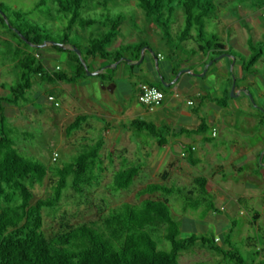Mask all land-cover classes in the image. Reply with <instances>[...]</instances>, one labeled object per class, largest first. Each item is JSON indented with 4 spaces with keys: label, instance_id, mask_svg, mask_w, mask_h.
<instances>
[{
    "label": "trees",
    "instance_id": "1",
    "mask_svg": "<svg viewBox=\"0 0 264 264\" xmlns=\"http://www.w3.org/2000/svg\"><path fill=\"white\" fill-rule=\"evenodd\" d=\"M47 1L49 0H39L34 9L27 10L0 4V22L19 40L11 57L17 74L16 81L2 83L1 86L8 93L0 95V264H182L180 258L183 252H190L197 246L220 256L217 264H245V259L238 251L225 247L228 241L224 240L221 244L216 237L208 238L195 234L181 236L180 224L173 218L169 206L170 196L182 193V189L177 185L151 182L137 192L136 202H123L112 206L106 198H101L100 202L95 203L94 190L101 186L104 177L95 174L103 140L95 142L94 147L80 153L76 162L62 167L47 166L40 159L24 157L19 153L6 107L29 101L28 91L34 85L33 78L36 76L43 81L55 83L65 80L75 82L86 74L81 61L78 70L71 76L60 68L50 72L39 59L41 45L51 42V38L46 36L40 25L31 21L29 16L33 10L46 5ZM52 1L58 18L66 22L63 39L59 41L63 47H60L59 43L51 45L57 52L67 51L71 53L72 58H76L78 54L71 49L75 47L81 51L82 56H100L104 60L112 58L109 44L120 35L124 13L113 14L109 6L119 0H97L99 7L106 11L101 13L99 22L95 21V18L81 17L83 9L87 8L88 0ZM137 1L147 19L158 23L167 31L168 36L175 12L182 9L185 26L179 33V41H191L197 45L191 49L192 55L212 52L215 62L223 55L238 57L243 61L245 71H251L264 55L263 44L252 39L248 42V56L227 48L224 42L218 40V35L213 37L215 41L205 39L207 21L212 20V11L217 7L214 0ZM251 4L255 7L258 5L255 1ZM262 8L258 6L257 10ZM96 23L102 26L103 33L100 36H92L87 48L82 49L74 42L71 43L68 32L74 27L85 29ZM172 38L165 37L167 45L172 43ZM142 47V44H137L133 48L121 49L132 52L130 58L133 61L139 60ZM174 54L176 51L172 55ZM122 57L123 53L118 51L114 62L123 61ZM181 70V67L175 69L173 77ZM103 74L100 76H104ZM162 78L166 81L165 77ZM161 84L164 86L162 82ZM165 88L164 86V89L160 90L164 92ZM52 103L59 106L56 100ZM84 120L83 115L77 116L67 126V134H71ZM132 124L141 131L151 130L150 134L158 138V146L165 145L163 129H154V125L150 126L146 122L143 124L137 120ZM193 132L206 133L205 122ZM185 157L190 159L191 164L196 162V159L190 156ZM57 158L54 154L53 161ZM141 168V163L121 165L114 173L113 184L108 189L110 193L117 195L129 191L140 177ZM106 170L107 168L101 170V174ZM47 179L52 180L50 191L44 197H38L35 189ZM194 181L195 186L185 192L187 201L194 195H211L207 191L205 177H197ZM144 196L147 197L143 198ZM67 199L73 201L77 207H95V218L71 223L66 208L69 204ZM189 208L198 211L200 204ZM184 209L188 210V207ZM211 212H220L214 203H210L204 210L205 215ZM46 217H52V221H56L55 229L46 230ZM260 263L264 264V259Z\"/></svg>",
    "mask_w": 264,
    "mask_h": 264
},
{
    "label": "rangeland",
    "instance_id": "2",
    "mask_svg": "<svg viewBox=\"0 0 264 264\" xmlns=\"http://www.w3.org/2000/svg\"><path fill=\"white\" fill-rule=\"evenodd\" d=\"M214 1L217 7L212 11V20L207 21L206 40L215 41L213 37L218 35V40L227 44V39L230 37L227 33V28L230 27V33L233 34L232 32L235 29L234 21L240 18L242 11H257V7L262 6L263 8L259 10V14L248 19L243 16L240 22L241 26H245L247 29H254L251 32V36H253L255 42L263 44L262 49L264 50V0ZM253 1L258 4L256 7L251 4ZM38 2L39 0H0V4L21 10L34 9ZM97 3V0H88L87 8L83 9L81 17L95 18V21L99 22L102 16L101 13L106 11L100 8ZM138 4L137 0H119L109 6L113 14L124 13V20L121 25L120 35L109 44L112 58L105 60V64L102 63L104 59L100 56L94 58L85 54L84 56L80 55L78 51H75L77 48L71 49L79 57L72 58L70 52H57L51 46V43H43L46 45L41 48L39 59L42 60L50 72L60 68L72 76L75 70H78L79 61H81L86 74L75 82L65 80L55 83L43 81L39 76H36L33 78L34 85L28 91L29 101L20 105H8L6 107V114L11 127H13L12 134L20 151L19 153L24 157L40 159L47 166L62 167L68 163L76 162L80 153L94 147L95 142L103 140L104 144L99 152V158L97 159L99 165L96 167L95 174L103 175L104 177L102 178L101 186L94 190L95 203L100 202L101 198H106L112 206L123 202H136L137 192L151 182L177 185L182 189V193L171 195L169 206L172 209L173 218L180 224L182 237L195 234L208 238L216 237L221 244H223L224 240L228 241L225 247L231 248L235 252L238 251L245 259V264H259L264 259V220L255 225L251 219L252 213H254L251 209L244 214H240V210H235L233 219H228L224 212H213L210 215H205L204 210L210 203L215 205L219 203L213 194L205 196L194 195L188 201L185 199V192L195 186V178L201 177L205 173L202 171L201 166L184 172L188 175H183L184 179L181 180L178 178L181 177L180 175L173 173V164H171L169 157L172 156L174 158V155L166 156L164 163L160 162L157 164L156 161H158L163 152L157 150V153H154V144L158 138L150 134L151 130L142 129L143 131H141L137 129L135 124H132L134 119L141 121L143 124L146 122L150 126L156 123L152 119L153 115L148 116L150 114L139 113L140 110L145 113L146 111L144 110L149 108L139 101L137 89V83L139 82L150 83V85L158 89H164L160 82L161 80L159 81L157 78L154 79L147 75L144 70L148 61L152 63L150 58L154 57L153 54L157 53L159 55L160 53L167 63H178L181 58L191 57V49L194 48V43L191 41L184 43L179 41V33L185 26V15L182 9H178L175 12L173 23L170 25V36H168L167 31L161 28L158 23L147 19ZM33 11L29 19L38 23L46 36L51 38L52 42L61 44L59 41L63 39L66 22L64 19L60 20L56 15L54 2L49 0L46 5ZM102 33L103 28L99 23L85 29L76 26L68 32L71 43L74 42L82 49L89 46L92 36H100ZM194 33L197 32L194 31ZM165 37L166 39L173 37L170 45H167ZM17 44H19L18 38L0 22V95L8 93L1 86L2 83H13L16 81L17 74L11 57L14 52V46ZM137 44L143 45L140 58L145 56L146 53V57H143L139 64L132 65L130 61L124 60L114 62L118 51L123 53L122 58L131 59L132 52L123 51L121 48H133ZM202 44H205V42H202ZM67 48L70 49V47ZM175 51L176 54L172 55ZM238 53L244 55L241 51H238ZM215 57L217 58L218 56ZM219 57L221 58L222 56ZM263 57L264 55L261 59ZM213 58L214 55L211 54L208 64L214 62ZM164 65H166L165 62L163 63L160 60V68ZM107 66L109 68L104 70ZM255 68H257V72L264 75L263 65L257 66L255 64L252 71ZM100 70H103L104 76H100L101 73L97 75L88 74L89 72ZM191 79L197 81L196 84L198 85H203L205 81L203 78L189 74H185L179 80L184 84H188ZM111 85L112 87L116 85L113 90H111ZM192 87L194 88L195 86L193 85ZM193 88L185 89V86L182 85L180 91L187 98H192L196 106H198L200 97L196 95V89ZM171 90L172 88L170 87L165 88V96L166 92L170 94ZM49 94L55 97L59 106H55L48 101ZM177 100L180 99L175 101L177 102ZM179 105L181 106V103H178L176 108ZM122 111L124 112L123 114H121ZM79 115H83L85 120L71 134H67V126ZM158 115L162 119L160 120L161 126H155L154 129L162 130L163 128L160 127L165 125L174 127L177 123L173 116V108L168 107L164 111L159 112ZM207 135H210V132ZM219 135L215 138L217 144L222 141H219ZM198 142L200 145L203 143L200 140ZM114 152L116 153L113 155ZM54 154L58 156L56 161H53ZM112 158L114 159L113 164ZM124 163L126 165L141 163L140 177L137 178L136 183L129 191L113 195L108 189L113 184L115 171ZM105 168L107 170L104 174H101V170L104 171ZM258 178L261 180L259 176ZM51 184L52 180L47 179L43 185H37L35 189L36 195L44 197L50 191ZM145 197L147 196L143 198ZM67 200L69 204L66 208L69 212L68 216L71 223H81L95 218V207L85 205L77 207L73 201ZM247 203H249V207L253 206L254 209L256 208L264 213L262 211L264 204L259 195L255 196L251 201L248 200ZM199 204L200 208L198 211L189 208ZM218 206L219 208L222 207L220 203ZM185 207H188V210H185ZM45 221L47 231L57 227V223L52 221V217H46ZM247 221L250 222L249 225H247ZM220 259L221 257L215 253L197 246L190 252H183L180 261L182 264H217Z\"/></svg>",
    "mask_w": 264,
    "mask_h": 264
},
{
    "label": "crops",
    "instance_id": "3",
    "mask_svg": "<svg viewBox=\"0 0 264 264\" xmlns=\"http://www.w3.org/2000/svg\"><path fill=\"white\" fill-rule=\"evenodd\" d=\"M259 13L258 10L242 11L240 18L234 21L233 34L230 33V27L227 28L230 36L227 39V48L241 51L246 56L250 54L248 42L251 39L255 41L251 36L254 29L241 26L240 20L243 16L248 19ZM194 48H196L195 44ZM156 54L154 53V57L150 58L152 63L148 61L146 68L143 69L147 75L159 81L161 77L166 78V81L164 80L166 83L172 81L174 70L178 67L182 70L191 69L193 73L198 74L206 70L203 76L183 72L179 78H183L185 74L200 77L205 80L203 85L196 84L197 81L193 79L188 84L179 80L170 87L172 88L170 94L166 92L165 100L159 106L148 107V110H144L145 113L140 110L141 114L153 115L152 119L156 122L153 124L159 127L162 119L158 113L168 107L174 109L173 116L177 120L176 125L160 127L164 130L162 132L165 134V145L159 147L158 140L154 144V153H157V150L163 151L156 161L157 164L164 163L166 156L174 155V158L168 157L173 164V173L180 175L181 177L178 178L181 180L184 179L183 175H188L184 172L201 166L202 171L205 172L202 177L207 179L206 188L222 206L219 208V203H216L220 212H224L228 219H233L235 210H240V214H244L251 209L254 211L251 219L255 225L259 224L264 220V213L254 209L253 206L249 207L247 202L259 195L264 204V75L257 72V68L255 72L243 70V61L229 55L222 56L216 62L208 64L212 52H199L189 58L179 59L178 63H167L163 55L159 53L156 56ZM155 58L158 65H155ZM158 58L166 64L162 68H160ZM138 61L133 60L130 63L136 65ZM102 63L105 64V60ZM256 64L264 66V57ZM108 68L107 66L104 70ZM102 72L103 70H100L99 74ZM142 83L145 82L137 83L138 94ZM182 85L185 89L195 86L193 89H196V95L200 97L198 106L192 98H187L182 94L180 91ZM115 86L111 85V90ZM233 86L237 94L234 97L231 96ZM176 99L180 100L176 102ZM190 101L192 104H189ZM178 103H181V106L176 108ZM123 113L122 111L121 114ZM204 122L207 127L206 133L193 132ZM208 132L210 135H207ZM218 134H220L219 141L222 140L219 144L215 140ZM198 140L203 143L200 145ZM185 156L196 159V162L191 164L190 159ZM262 211H264V205ZM249 223L247 221V225Z\"/></svg>",
    "mask_w": 264,
    "mask_h": 264
},
{
    "label": "built area",
    "instance_id": "4",
    "mask_svg": "<svg viewBox=\"0 0 264 264\" xmlns=\"http://www.w3.org/2000/svg\"><path fill=\"white\" fill-rule=\"evenodd\" d=\"M164 98L165 93L157 87L145 83L140 85L138 99L142 104L147 105L149 108L159 106ZM54 100L55 98L53 96L48 97V101L54 102ZM55 104L58 105V103ZM189 104H192V102L190 101ZM55 157H57V154H55Z\"/></svg>",
    "mask_w": 264,
    "mask_h": 264
},
{
    "label": "water",
    "instance_id": "5",
    "mask_svg": "<svg viewBox=\"0 0 264 264\" xmlns=\"http://www.w3.org/2000/svg\"><path fill=\"white\" fill-rule=\"evenodd\" d=\"M18 32V34H20L21 35V33L19 32V31H17ZM22 36V35H21ZM23 39H24V37H22ZM24 40H26V39H24ZM51 44H53V45H57L58 43L57 42H51ZM46 44H43V45H41V46H45ZM59 46L60 47H63V45H61V44H59ZM73 49H75V47H72ZM75 51H78V53L81 55V51H79L78 49H75ZM224 56V55H223ZM225 56H228V55H225ZM144 57V56H143ZM143 57L142 58H140L139 59V61L137 62V64H139L142 60H143ZM122 60H124V61H132L131 59H128V58H122ZM155 60H156V65H158V61H157V59L155 58ZM116 65V64H115ZM206 71V70H205ZM205 71L203 72V73H201V74H198V73H193L192 71H191V69H184V70H181L177 75H176V77L172 80V81H170L169 83H166L165 81H164V79L161 77V82L163 83V85L166 87V88H168V87H171V86H173L174 84H176L177 82H178V80H179V78H180V76L182 75V73L183 72H185V73H191V74H194V75H199V76H203V75H205ZM88 74H90V75H97V74H99V71H97V72H89ZM237 94L235 93V86H233V90H232V93H231V96H236Z\"/></svg>",
    "mask_w": 264,
    "mask_h": 264
},
{
    "label": "clouds",
    "instance_id": "6",
    "mask_svg": "<svg viewBox=\"0 0 264 264\" xmlns=\"http://www.w3.org/2000/svg\"><path fill=\"white\" fill-rule=\"evenodd\" d=\"M52 42V41H51ZM51 42H49V43H51ZM47 44V43H46ZM52 45V44H51ZM42 47H44V46H42ZM72 48V47H71ZM192 102V101H191Z\"/></svg>",
    "mask_w": 264,
    "mask_h": 264
}]
</instances>
